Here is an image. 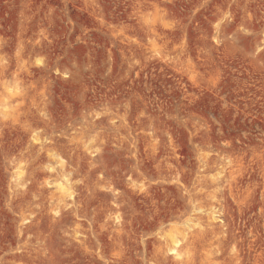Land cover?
Returning <instances> with one entry per match:
<instances>
[{
    "label": "rangeland",
    "instance_id": "rangeland-1",
    "mask_svg": "<svg viewBox=\"0 0 264 264\" xmlns=\"http://www.w3.org/2000/svg\"><path fill=\"white\" fill-rule=\"evenodd\" d=\"M0 264H264V0H0Z\"/></svg>",
    "mask_w": 264,
    "mask_h": 264
},
{
    "label": "bare ground",
    "instance_id": "bare-ground-1",
    "mask_svg": "<svg viewBox=\"0 0 264 264\" xmlns=\"http://www.w3.org/2000/svg\"><path fill=\"white\" fill-rule=\"evenodd\" d=\"M6 112V111H5ZM12 112H13V110H12ZM7 113V112H6ZM3 114V113H2ZM22 115V114H21ZM19 122V121H18ZM44 133V132H43ZM49 135V134H48ZM34 139V138H33ZM34 140H37V139H34ZM30 144V143H29ZM46 144V143H45ZM30 145H32V143L30 144ZM30 145H29V147H30ZM34 145V144H33ZM28 146V145H27ZM46 146V145H45ZM32 147V146H31ZM40 148H41V146H39ZM50 148V147H49ZM47 149V148H46ZM30 151H31V148L29 149ZM43 151V150H42ZM28 155V154H27ZM39 154H37V156H38ZM56 155V154H55ZM42 156V155H41ZM17 157V156H16ZM43 157V156H42ZM43 160H44V158H43ZM42 161V160H41ZM46 161V160H45ZM51 161V160H50ZM49 161V162H50ZM36 163H37V161H36ZM41 164V163H40ZM47 164V163H46ZM34 166V165H33ZM53 166V165H52ZM41 167V166H40ZM64 167V166H63ZM51 169H53V168H51ZM58 169V168H57ZM31 170V169H30ZM60 170V169H59ZM61 170H63V169H61ZM62 175V174H61ZM35 178V177H34ZM31 180V179H30ZM36 181V180H35ZM47 181H48V179H47ZM46 181V182H47ZM57 181H59V180H57ZM54 182H56V180L54 181ZM60 182V181H59ZM33 183V182H32ZM61 183V182H60ZM61 184H63V183H61ZM61 184H57L56 186H57V189L59 190V195H60V193L61 194H65L66 192H68V193H70L68 190H66L65 188H64V185L62 186ZM64 184H65V182H64ZM66 184H68L67 182H66ZM65 184V185H66ZM27 185V184H26ZM33 186V185H32ZM55 186V187H56ZM72 187V186H71ZM66 188H67V185H66ZM34 189V188H33ZM30 190V189H29ZM58 190H57V192H58ZM19 191V190H18ZM38 193V192H37ZM67 193V194H68ZM34 194V193H33ZM68 196H69V194H68ZM60 197H62V196H60ZM66 197H67V195H66ZM61 200V199H60ZM56 205V204H55ZM60 207V206H59ZM53 209V208H52ZM58 209V208H57ZM58 211V210H57ZM60 211V210H59ZM172 240H173V238H172ZM168 246V245H167ZM182 247V246H181ZM170 249V251L173 253V254H175L176 256L180 253V251H181V249H180V247H179V241H178V239H176V237H175V239L172 241V248L170 247L169 248ZM179 249H180V251H179Z\"/></svg>",
    "mask_w": 264,
    "mask_h": 264
}]
</instances>
